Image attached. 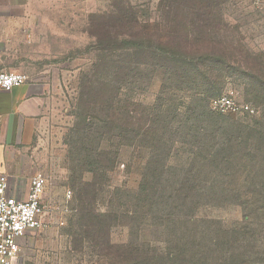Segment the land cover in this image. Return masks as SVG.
<instances>
[{"label":"trees","instance_id":"16d2710c","mask_svg":"<svg viewBox=\"0 0 264 264\" xmlns=\"http://www.w3.org/2000/svg\"><path fill=\"white\" fill-rule=\"evenodd\" d=\"M229 1L159 0L152 17L124 0L100 20L91 17L83 30L90 66L77 77L64 140L73 192L68 223L75 219L77 227L69 254L88 253L83 264L253 263L255 203L238 195L254 194L257 161L264 167V117L225 116L209 104L231 84L264 104V53L250 49L240 25L225 19ZM156 74L162 90L169 87L181 100H170L165 116L126 94ZM179 144L187 148L184 163L172 161ZM123 149L144 161L140 181L105 194ZM239 173L246 180L237 183ZM226 206L245 210L242 223L198 216L203 208ZM117 225L126 230L120 243Z\"/></svg>","mask_w":264,"mask_h":264},{"label":"rangeland","instance_id":"374dc122","mask_svg":"<svg viewBox=\"0 0 264 264\" xmlns=\"http://www.w3.org/2000/svg\"><path fill=\"white\" fill-rule=\"evenodd\" d=\"M120 1L124 0H34V4L48 7V12L39 11L35 14L43 16L44 21L48 20L49 49L46 50L44 44L43 53H41V49H38V53H32L31 47L35 48V46L27 45L26 49L29 50L25 54L26 59L18 60L14 67L2 69L3 71L24 74L29 79L32 78L31 74H37L39 78L48 77L50 79L53 77L58 84L51 100L53 109L51 108L45 128L41 131L42 165L38 171L46 179L43 193L45 202H42L44 211L49 214H56L63 222L58 239L54 236L50 245V247L58 248L60 259L58 264H80L81 262L83 264L89 260L88 253L83 255L69 254V247H75L70 236L77 227L74 224L75 219H72L73 224L68 223L71 214L67 210V202L73 192L67 185L66 178L69 177V173L65 161L66 146L64 144L67 131L73 124L70 102L75 96L76 80L80 71L88 70L90 66V54L85 51L90 39L83 30L87 29L91 17H94V20H100L102 15L109 13L116 6H120ZM126 1L144 10L146 14H151L152 17L159 15L157 11L159 0ZM225 19L230 25H240L241 35L245 37V44L250 49L257 53H264V0H230L225 6ZM27 56L29 57L27 58ZM162 87L161 76L156 74L149 79L144 77L139 83L134 84L131 91H127L126 94L145 107L155 105L160 110V114L165 116L169 101L178 103L181 100H179L180 96L177 93L168 89V86L164 91ZM242 87L231 84L226 87L221 96L227 95L240 105H248L253 110V114L250 115L256 119L264 117L263 102L259 104L255 100L249 101V96L243 93ZM210 105L209 109L213 111ZM177 108L181 110L185 107L179 106ZM213 112L238 119L245 114ZM251 116L248 118L253 119ZM131 152V149H123L121 165L107 176V182L104 185L105 194L113 188L134 189L137 187L140 181L139 169L144 161L141 163L142 158L139 160L136 157H131ZM186 157V146L180 144L175 146L172 161L180 160L184 163ZM260 162V160L257 161L255 175H253L255 180L254 194L238 195V198L243 201L255 203V206L250 208L252 225L249 227L250 232L253 233L252 264H264V211L260 209L261 203H264V195H261L263 193L261 189L264 187V167ZM128 165L132 166L130 170L126 168ZM83 179L88 182L91 175L87 174ZM235 179L237 183H240L246 180V176L244 173H239ZM226 198L233 199L230 195ZM101 210L107 211V202L104 203ZM244 213L245 210L241 207L226 206L223 208H203L198 212V216L222 220L227 224H239L242 223ZM113 232L116 242L120 243L125 240L126 230L122 226L117 225ZM78 246L89 247V244Z\"/></svg>","mask_w":264,"mask_h":264},{"label":"crops","instance_id":"0c3cea01","mask_svg":"<svg viewBox=\"0 0 264 264\" xmlns=\"http://www.w3.org/2000/svg\"><path fill=\"white\" fill-rule=\"evenodd\" d=\"M39 11L48 12V7L34 4V0H0V70L26 59L27 45L35 46L32 53L38 49L43 53L44 44L49 49L48 20L35 14ZM31 76L10 91L0 90V175L7 178V196L18 201L26 200L30 181L42 165L41 131L58 85L53 77ZM41 220L43 228L28 230L17 239L15 264H58V248L50 245L54 236L58 239L63 222L46 212Z\"/></svg>","mask_w":264,"mask_h":264},{"label":"built area","instance_id":"2783aa9c","mask_svg":"<svg viewBox=\"0 0 264 264\" xmlns=\"http://www.w3.org/2000/svg\"><path fill=\"white\" fill-rule=\"evenodd\" d=\"M28 80L24 74L0 70V90L10 91ZM210 106L220 113L253 114L248 105H240L227 95L214 100ZM45 185V177L35 174L26 200L18 201L7 196V178L0 175V264H15L19 253L17 239L28 230L44 227L41 217L45 213L42 203Z\"/></svg>","mask_w":264,"mask_h":264}]
</instances>
